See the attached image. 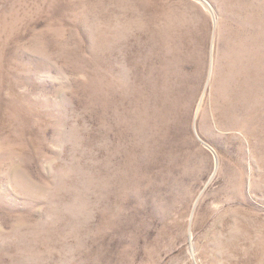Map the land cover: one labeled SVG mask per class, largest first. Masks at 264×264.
Returning <instances> with one entry per match:
<instances>
[{"label": "rangeland", "instance_id": "obj_1", "mask_svg": "<svg viewBox=\"0 0 264 264\" xmlns=\"http://www.w3.org/2000/svg\"><path fill=\"white\" fill-rule=\"evenodd\" d=\"M0 264H264V0H0Z\"/></svg>", "mask_w": 264, "mask_h": 264}]
</instances>
